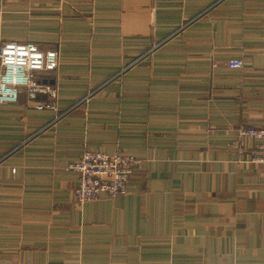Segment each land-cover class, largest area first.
Listing matches in <instances>:
<instances>
[{"label":"crops","instance_id":"1","mask_svg":"<svg viewBox=\"0 0 264 264\" xmlns=\"http://www.w3.org/2000/svg\"><path fill=\"white\" fill-rule=\"evenodd\" d=\"M6 41L57 51V110L0 104V264H264V0H0ZM84 148L126 193L77 202Z\"/></svg>","mask_w":264,"mask_h":264},{"label":"built area","instance_id":"2","mask_svg":"<svg viewBox=\"0 0 264 264\" xmlns=\"http://www.w3.org/2000/svg\"><path fill=\"white\" fill-rule=\"evenodd\" d=\"M58 54L54 49L43 50L33 42L6 41L0 45V104L16 102L20 89H25L30 98L45 94L50 101L36 105V108L56 110L57 91L54 86L44 84L35 77L38 73L55 70ZM240 58L228 60L231 68H241ZM240 138L260 141L261 154L252 156L251 161L259 162L264 168V127L246 126L238 130ZM139 159L126 152L116 151L106 154L85 148L80 158L67 166L77 174L74 190L79 204L99 198L104 193L116 197L127 192L130 175Z\"/></svg>","mask_w":264,"mask_h":264},{"label":"rangeland","instance_id":"3","mask_svg":"<svg viewBox=\"0 0 264 264\" xmlns=\"http://www.w3.org/2000/svg\"><path fill=\"white\" fill-rule=\"evenodd\" d=\"M125 68H123V70H124ZM123 70H119L118 72H116V74H114V76H112L111 78H110V80H112V79H117L119 76H121V73L123 72ZM34 74H38V72H34ZM35 77H37V76H35ZM107 82H108V80H107ZM107 82H105L104 84H103V86L104 85H106V83ZM43 83V82H42ZM45 84V83H44ZM102 86V85H101ZM24 91L26 92V90L24 89ZM20 93V92H19ZM27 93V92H26ZM92 94V91L91 92H89L87 95H86V97L83 99V100H80L79 102H76L71 108H69V109H67V110H64V112L63 113H65V112H67V111H70L73 107H75V106H77V105H79V104H81V103H83L87 98H88V96H90ZM36 96V95H35ZM34 96V97H35ZM57 110V109H56ZM62 113V114H63ZM85 149V148H84ZM83 149V150H84ZM87 149H89V148H87ZM82 150V151H83ZM90 150H92V149H90ZM96 151H99V150H96ZM116 152V151H115ZM105 153V152H104ZM82 154V153H81ZM107 154V153H106ZM81 156V155H80ZM80 158V157H79ZM76 162V161H75ZM74 163V162H73ZM72 164V163H71ZM66 169H67V167H66ZM67 170H69V169H67Z\"/></svg>","mask_w":264,"mask_h":264}]
</instances>
